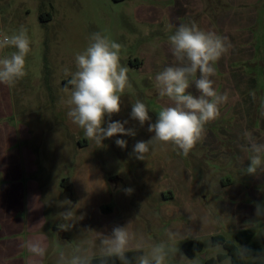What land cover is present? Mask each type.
I'll return each mask as SVG.
<instances>
[{
    "label": "rangeland",
    "instance_id": "obj_1",
    "mask_svg": "<svg viewBox=\"0 0 264 264\" xmlns=\"http://www.w3.org/2000/svg\"><path fill=\"white\" fill-rule=\"evenodd\" d=\"M219 9L235 11L240 22L215 23ZM193 23L218 35L227 30L239 39L247 35L242 44L250 54L234 62L242 77L235 89L229 84L223 90L224 85L215 82L220 93H228V101L220 105V112H226L206 125L205 138L187 156L170 143L154 144L144 160L131 155L136 141L154 135L147 131V122L141 127L129 120L126 127L135 128L134 137H112L102 145L71 122L66 104L72 90L69 80L77 70L75 56L89 46L92 33L123 45L120 62L128 68L131 87L122 94L121 112L112 119H129L131 105L139 99L155 122L163 107L172 106L168 97L158 94L156 74L168 66L189 64L172 55L168 37L180 24ZM21 25L33 42L26 57L27 74L12 87L0 84V98L8 97L12 113L6 120L4 99L0 100V131L6 123L8 128L19 126V136L25 133L16 145L32 159L23 175L29 181L24 214L37 221L32 225L22 216L25 231L13 239L28 240L26 231L31 230L43 236L41 264H75L80 258L107 254L106 241L117 227L129 234L125 250H141L136 264L154 255H163V264H203L206 257L225 251L221 244H212L213 235L235 243L236 230L246 226H253V240L261 241L264 217L230 218L235 212L230 217L223 213L222 201L225 194L238 190L234 205H244L246 198L255 200L257 207L264 205V179L258 183L261 189L252 182V177L264 176V149H252L253 144L264 145V0H0V32L11 34ZM14 50L0 49V58ZM218 77L217 70L211 78ZM242 132H251L253 144ZM117 138L127 140L125 149L115 144ZM236 138L239 150L232 145ZM255 155L261 164L249 173ZM64 178L68 189L61 188ZM128 188L133 190L130 194ZM66 199L70 205L61 203ZM69 210L73 215L66 219L63 214ZM188 238L203 243V251L193 258L181 248ZM30 243L21 248L19 258L33 255ZM158 247L162 251L156 252ZM262 247L260 255L245 260L264 261ZM7 256H0V264H6L2 257ZM228 262L227 257L217 264Z\"/></svg>",
    "mask_w": 264,
    "mask_h": 264
},
{
    "label": "clouds",
    "instance_id": "obj_2",
    "mask_svg": "<svg viewBox=\"0 0 264 264\" xmlns=\"http://www.w3.org/2000/svg\"><path fill=\"white\" fill-rule=\"evenodd\" d=\"M90 40L89 46L75 56L77 70L71 74L69 84L72 90L66 101L68 118L83 129L87 138L102 145L105 139L112 137H134L135 128L126 127L129 120L137 121L141 127L147 122V131L154 135L133 145L131 155L139 160H144L145 154L156 143H170L187 156L198 142L203 141L207 133L206 125L220 116V105L229 99L227 92L220 93L216 89L211 78L215 75L216 62L232 47L227 36L200 30L193 23L180 24L168 37L172 55L177 61L186 59L189 64L185 67L168 66L156 74L158 94L168 97L172 106L163 107L155 122H152L148 106L139 99L132 103L129 119H112L114 114L121 112L122 94L131 87L128 68L120 62L123 45L100 32L92 33ZM32 43L23 25L11 34L0 32V49H15L10 55L0 58V84L12 87L26 76V57ZM190 77L194 79L199 95L188 91ZM244 135L251 140V132ZM127 143L126 139L115 140L121 149H125ZM252 149L259 153L264 145L253 144ZM260 164V156H252L247 171L255 172ZM125 191L130 194L133 190L128 188ZM61 203L70 205L71 201L66 199ZM63 215L67 219L73 213L69 210ZM128 242L127 230L114 228L112 238L106 241L109 245L107 254L123 258ZM42 245V241L32 239L29 251L34 256H42L45 251ZM160 251L162 249L158 247L156 252ZM153 258L155 264H163V255H154ZM140 264L150 262L144 257L140 259Z\"/></svg>",
    "mask_w": 264,
    "mask_h": 264
},
{
    "label": "crops",
    "instance_id": "obj_3",
    "mask_svg": "<svg viewBox=\"0 0 264 264\" xmlns=\"http://www.w3.org/2000/svg\"><path fill=\"white\" fill-rule=\"evenodd\" d=\"M225 8L227 7L225 6ZM216 14L217 16L215 19V23L217 24H221L222 22H227L229 24L240 22V20H236L240 18L239 14H236L235 11H231V9L225 13H223V11L219 9ZM225 17L226 20L224 21ZM231 32L232 31L230 30L220 32L221 36L228 37V40L232 44V47L228 51V53L223 55L216 62L215 68L216 71H219V79H213L215 82L221 83V87L224 85L221 88L223 90H226L227 88L225 87L229 84H233L234 86L232 89H235L237 87L236 83L242 81V77L240 76V74L237 75V68H235L234 62L236 61V59L238 60L250 54V50L247 47H244L242 44V41L246 42L247 35L239 39V36H234L233 32ZM234 41L240 42L242 46L233 45ZM247 80L248 78L246 79V81ZM191 82L192 83H190V88L188 89V91H191L193 93L197 89L194 85L195 81L192 80ZM1 87L4 88V85H1ZM199 94L200 93L197 90L196 95ZM5 98L6 96L4 98H0V100L3 101L4 99L6 110L4 117L7 120L12 118V113L8 106V97L7 99ZM2 101L0 102V111L1 105H3ZM222 111H224V109H222L221 112ZM261 118L262 120H264V116H262ZM11 122L12 121H10L9 123ZM18 127L19 126L14 125L11 128H8V124L5 123V127H3V129L1 130L2 132L0 131V256H4L5 254L8 255L7 257H2L6 261V264H41L42 261L45 260V256L43 255L39 258L34 255L25 256L26 259H24L23 257L19 258L18 256L21 253V248L24 247V244L26 245L28 240H30V242L32 241V239L41 240L46 245L43 236H40L39 234H30L35 232L31 230V232L29 233H27L26 231V237L28 240L22 239L20 237L13 239L15 235H19L20 231H23L25 229V223L22 216L27 217V220L29 219V222L32 225L37 221V217L32 216L29 218L24 214V212L26 211L24 208V199L26 198L25 192L29 193V181L27 177L25 179L23 175L26 176V173H28L32 165V159L30 155L27 154L26 150L16 147L17 143L23 140L25 137V133L19 136V133L17 132ZM234 133H236V131ZM241 134L244 133L242 132ZM248 142L253 144L252 140L248 139ZM240 144L241 143L237 140V138L232 143L234 148L237 147L238 150L240 149ZM263 179V175L260 179H258L257 177H252V182H255L258 185L259 189H261L262 186L258 183ZM62 182H64L66 185L69 184L67 178H64ZM237 192L238 190L232 192V194L230 195H228V193L227 195L225 194V196L223 195V213L227 214L230 217V214L235 212V214H232L230 218L235 216L238 221L250 218L253 215H261L262 217H264V205L262 207H257L255 200L251 201L250 199L246 198L245 203L243 202L244 205H234V200L239 196ZM227 198L232 199V201L226 202ZM262 199L264 200V196ZM44 244L42 245L43 247H45Z\"/></svg>",
    "mask_w": 264,
    "mask_h": 264
},
{
    "label": "trees",
    "instance_id": "obj_4",
    "mask_svg": "<svg viewBox=\"0 0 264 264\" xmlns=\"http://www.w3.org/2000/svg\"><path fill=\"white\" fill-rule=\"evenodd\" d=\"M83 142L78 143L81 145ZM61 185L62 187L66 186L67 189L69 188L64 182ZM254 234L255 228L253 226L238 228L234 234L235 243L225 239L221 234L213 235L211 237L212 244H221L225 251L217 253L215 257H206L203 260V264H217L227 257L229 258L228 264H264V261L259 259L245 260V258L258 256L263 251L264 230L261 235V241L253 240ZM181 248L187 257L193 258L196 254L203 251V243L198 238H188L182 241ZM140 253V249L125 250L123 258L104 254L77 259L75 264H136L137 256ZM149 262L150 264H155L154 259L149 260Z\"/></svg>",
    "mask_w": 264,
    "mask_h": 264
},
{
    "label": "water",
    "instance_id": "obj_5",
    "mask_svg": "<svg viewBox=\"0 0 264 264\" xmlns=\"http://www.w3.org/2000/svg\"><path fill=\"white\" fill-rule=\"evenodd\" d=\"M204 256V255H203Z\"/></svg>",
    "mask_w": 264,
    "mask_h": 264
}]
</instances>
